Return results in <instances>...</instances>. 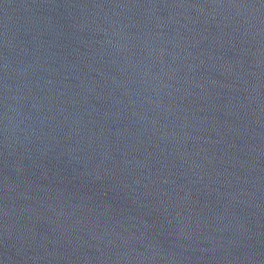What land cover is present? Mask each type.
Wrapping results in <instances>:
<instances>
[{"label": "water", "instance_id": "obj_1", "mask_svg": "<svg viewBox=\"0 0 264 264\" xmlns=\"http://www.w3.org/2000/svg\"><path fill=\"white\" fill-rule=\"evenodd\" d=\"M0 264H264V0H0Z\"/></svg>", "mask_w": 264, "mask_h": 264}]
</instances>
